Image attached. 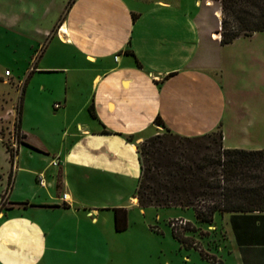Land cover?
<instances>
[{
	"label": "crops",
	"instance_id": "1",
	"mask_svg": "<svg viewBox=\"0 0 264 264\" xmlns=\"http://www.w3.org/2000/svg\"><path fill=\"white\" fill-rule=\"evenodd\" d=\"M211 5L0 0V37H20L30 56L20 71L5 67L1 81L14 94L0 96V156L7 160L0 163V264H58L64 247L92 245L87 230H125L141 175L133 139L164 128L182 136L221 129L223 147L264 149L261 128L252 132L249 119L233 115L217 59L221 48L258 32L222 45L215 31L221 10ZM116 209L120 221L125 212L123 230L115 228ZM230 215L216 212L211 226L227 228L235 241ZM235 244L241 264H264L261 253L245 249L243 257Z\"/></svg>",
	"mask_w": 264,
	"mask_h": 264
},
{
	"label": "trees",
	"instance_id": "2",
	"mask_svg": "<svg viewBox=\"0 0 264 264\" xmlns=\"http://www.w3.org/2000/svg\"><path fill=\"white\" fill-rule=\"evenodd\" d=\"M219 1L222 45L264 31V0ZM155 123L163 124L159 117ZM214 134L182 136L164 128L145 138L137 147L141 161L138 205L191 208L195 219L205 224L213 222L216 212H230L242 256L250 249L254 255L261 253L264 263V149L223 147L221 134ZM126 226L125 212L120 221L116 209V230ZM171 230L179 241L187 240L179 234L181 230ZM208 258L214 263L213 257Z\"/></svg>",
	"mask_w": 264,
	"mask_h": 264
},
{
	"label": "rangeland",
	"instance_id": "3",
	"mask_svg": "<svg viewBox=\"0 0 264 264\" xmlns=\"http://www.w3.org/2000/svg\"><path fill=\"white\" fill-rule=\"evenodd\" d=\"M211 3L212 10L220 7L218 2L211 0ZM201 28L205 26L201 25ZM42 49L40 45L34 57ZM29 57L20 37H0V96L7 95V89L10 90V96L14 94L9 85L1 82L4 68L13 67L20 71L24 60ZM217 59L224 69L228 96L234 102L233 115L249 119L252 132L257 127L261 128L260 145L264 147V32L239 38L221 48ZM157 132H164V129H158ZM214 132L216 136L221 134L223 144V131L216 129ZM147 137L133 139L136 147ZM249 139L253 141L256 137L249 136ZM0 163L4 167L7 165L2 155ZM138 206L127 215L128 226L125 230L117 232L113 225L109 231L97 228L87 230L92 245L64 247L61 252L63 250L66 255L59 259L60 263L58 260V264H71V258L72 264H241L232 233L227 228L198 223L191 208ZM177 217L189 221L187 228L179 232L187 239L185 242L173 236L169 225V221ZM214 221L218 224V215ZM218 244L220 247L217 248ZM48 246L47 256L53 261L56 249L52 244ZM208 257H213L214 263Z\"/></svg>",
	"mask_w": 264,
	"mask_h": 264
},
{
	"label": "built area",
	"instance_id": "4",
	"mask_svg": "<svg viewBox=\"0 0 264 264\" xmlns=\"http://www.w3.org/2000/svg\"><path fill=\"white\" fill-rule=\"evenodd\" d=\"M118 56L116 55L115 58H117ZM5 75L9 74V70H5L4 71ZM55 106L57 107L58 104H55ZM19 136V134H18ZM17 149V143L15 141V138L13 141H11L10 143L7 144V151L10 155V157L12 158V160H14V156H15V152ZM51 164L52 165H57L58 164V160L53 158L51 160ZM38 183L42 186L45 185V179H44V175L43 174H39L38 175ZM62 199H66L67 198V194L66 193H62L61 195ZM188 220L182 218V217H177V218H173L169 221V225L171 228L175 229V230H182L186 224H187Z\"/></svg>",
	"mask_w": 264,
	"mask_h": 264
}]
</instances>
